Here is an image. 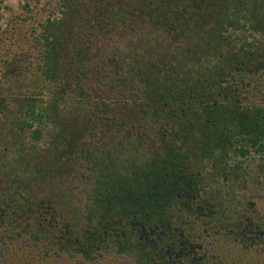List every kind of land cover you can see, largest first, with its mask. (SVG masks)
<instances>
[{"label": "trees", "instance_id": "16d2710c", "mask_svg": "<svg viewBox=\"0 0 264 264\" xmlns=\"http://www.w3.org/2000/svg\"><path fill=\"white\" fill-rule=\"evenodd\" d=\"M33 1L0 53V264H264V0Z\"/></svg>", "mask_w": 264, "mask_h": 264}, {"label": "rangeland", "instance_id": "374dc122", "mask_svg": "<svg viewBox=\"0 0 264 264\" xmlns=\"http://www.w3.org/2000/svg\"><path fill=\"white\" fill-rule=\"evenodd\" d=\"M44 2L45 0H41L39 3L35 1L30 2V11L34 9H36L37 12L42 11L43 9L41 6L44 5ZM24 3L25 0H0V38H3V46L0 53H3L6 48H9L10 37L13 35L18 37V34H20L18 32H22L24 36L28 34L29 19L24 21V18L30 14H27L29 11L24 8ZM21 41H23L22 38ZM255 172L256 169H254L253 172L251 170V176L254 175ZM248 186L249 188L248 191H245V195H251L258 204L259 209L264 212V183L256 184L254 181H250ZM61 264L67 263L62 262Z\"/></svg>", "mask_w": 264, "mask_h": 264}]
</instances>
